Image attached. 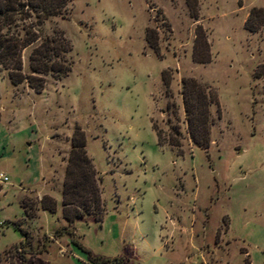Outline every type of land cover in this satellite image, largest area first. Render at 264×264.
<instances>
[{
    "label": "rangeland",
    "instance_id": "374dc122",
    "mask_svg": "<svg viewBox=\"0 0 264 264\" xmlns=\"http://www.w3.org/2000/svg\"><path fill=\"white\" fill-rule=\"evenodd\" d=\"M253 5L264 0H197L193 17L185 0H72L44 22L71 42L72 67L40 92L0 71V264H92L73 240L123 264H264V24L243 25ZM197 23L209 43L204 63L191 59ZM146 27L157 29L158 54ZM182 76L218 94L205 149L186 131ZM152 123L164 135L177 125L180 151L157 144ZM75 124L101 176V222L60 214ZM43 194L55 212L26 219L21 200Z\"/></svg>",
    "mask_w": 264,
    "mask_h": 264
},
{
    "label": "trees",
    "instance_id": "16d2710c",
    "mask_svg": "<svg viewBox=\"0 0 264 264\" xmlns=\"http://www.w3.org/2000/svg\"><path fill=\"white\" fill-rule=\"evenodd\" d=\"M72 0H0V71L5 70L12 85L25 82L33 92H40L45 85L46 77L55 80L65 77L72 67V45L64 32L52 28L45 33L44 22L53 16H64L67 5ZM193 17H197V0H185ZM161 22H165L161 14ZM264 24V8L251 6L244 19V27L250 31H258ZM145 40L148 46L158 54V34L156 27L145 28ZM30 47L27 54L28 71H23L22 51ZM191 59L194 62L210 60L209 43L204 28L200 23L194 26ZM163 69L161 81L169 94L171 75ZM186 131L191 141L205 149L210 140V126L213 123L210 106L215 105L219 111L218 94L211 85L197 80L193 76H182L179 89ZM172 114L177 116L174 102L167 103ZM152 129L159 145L164 143L180 151L179 127L174 126L172 132L164 135L161 129L152 123ZM70 146L65 159L61 182V217L72 224L75 220L91 217L101 222L104 214V202L101 198V176L95 168L92 158L85 147L83 129L75 124L69 137ZM56 200L43 194L34 202L22 199L20 207L26 219L36 217L38 208L54 213ZM15 229L20 230L15 226ZM26 241L25 232L20 230ZM23 242V243H24ZM73 244L81 248L92 264H123L118 258L107 259L92 257L88 250L73 240Z\"/></svg>",
    "mask_w": 264,
    "mask_h": 264
},
{
    "label": "built area",
    "instance_id": "2783aa9c",
    "mask_svg": "<svg viewBox=\"0 0 264 264\" xmlns=\"http://www.w3.org/2000/svg\"><path fill=\"white\" fill-rule=\"evenodd\" d=\"M7 175H5L4 173L0 172V182H5L7 181Z\"/></svg>",
    "mask_w": 264,
    "mask_h": 264
}]
</instances>
